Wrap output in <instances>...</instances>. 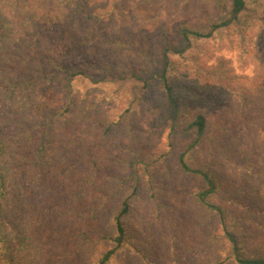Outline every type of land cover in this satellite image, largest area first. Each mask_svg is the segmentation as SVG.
I'll use <instances>...</instances> for the list:
<instances>
[{
	"label": "trees",
	"instance_id": "16d2710c",
	"mask_svg": "<svg viewBox=\"0 0 264 264\" xmlns=\"http://www.w3.org/2000/svg\"><path fill=\"white\" fill-rule=\"evenodd\" d=\"M0 264H264V0H0Z\"/></svg>",
	"mask_w": 264,
	"mask_h": 264
},
{
	"label": "rangeland",
	"instance_id": "374dc122",
	"mask_svg": "<svg viewBox=\"0 0 264 264\" xmlns=\"http://www.w3.org/2000/svg\"><path fill=\"white\" fill-rule=\"evenodd\" d=\"M222 54L225 57H228L231 60V64H232L234 70L237 73H240V74H248V75H251L252 74L253 66L252 65H248V64L247 65H242L238 61L235 52H233V51H223Z\"/></svg>",
	"mask_w": 264,
	"mask_h": 264
}]
</instances>
